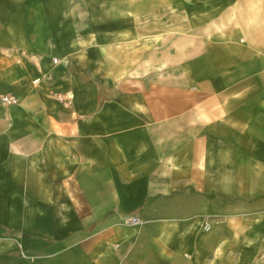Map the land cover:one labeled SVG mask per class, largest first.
<instances>
[{"label":"crops","instance_id":"obj_1","mask_svg":"<svg viewBox=\"0 0 264 264\" xmlns=\"http://www.w3.org/2000/svg\"><path fill=\"white\" fill-rule=\"evenodd\" d=\"M126 2L0 0V264H264V0Z\"/></svg>","mask_w":264,"mask_h":264},{"label":"rangeland","instance_id":"obj_2","mask_svg":"<svg viewBox=\"0 0 264 264\" xmlns=\"http://www.w3.org/2000/svg\"><path fill=\"white\" fill-rule=\"evenodd\" d=\"M98 3L101 0H95ZM122 2V7L127 6V2L124 3V0H120ZM175 6V4H174ZM174 13L171 15H136L134 16V22L138 24H142L144 27L146 24L153 23L156 24L157 28H162L165 22H168L169 26H172V36L175 39L180 38V35L185 34L189 39V44L194 45L192 43L193 40H196L199 34H202L203 30H198V24H208L213 22L212 19H216V16L213 15H190V14H180L176 11H179V8L174 7ZM116 16V15H113ZM234 18V17H232ZM159 32V31H158ZM142 34H147L148 31L142 30L140 31ZM211 33V32H210ZM143 37V36H142ZM141 37V38H142ZM159 37V36H158Z\"/></svg>","mask_w":264,"mask_h":264},{"label":"built area","instance_id":"obj_3","mask_svg":"<svg viewBox=\"0 0 264 264\" xmlns=\"http://www.w3.org/2000/svg\"><path fill=\"white\" fill-rule=\"evenodd\" d=\"M53 61L56 62L57 61V57L53 58ZM59 99H63L62 96L59 97ZM1 101L5 104H12V103H16L18 101L17 96L13 95V94H2L1 95ZM129 219L132 222H141L140 218L136 215H130Z\"/></svg>","mask_w":264,"mask_h":264}]
</instances>
